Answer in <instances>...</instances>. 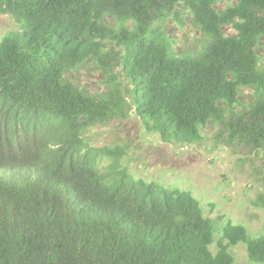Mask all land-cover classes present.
<instances>
[{
	"label": "trees",
	"instance_id": "1",
	"mask_svg": "<svg viewBox=\"0 0 264 264\" xmlns=\"http://www.w3.org/2000/svg\"><path fill=\"white\" fill-rule=\"evenodd\" d=\"M223 1L0 0L19 25L0 37V264H233L239 242L264 262V234L220 217L216 237L189 190L136 177L126 144L88 134L133 111L195 144L210 123L215 146L264 163V0ZM167 22L199 36L177 49ZM85 66L102 91L69 77Z\"/></svg>",
	"mask_w": 264,
	"mask_h": 264
},
{
	"label": "rangeland",
	"instance_id": "2",
	"mask_svg": "<svg viewBox=\"0 0 264 264\" xmlns=\"http://www.w3.org/2000/svg\"><path fill=\"white\" fill-rule=\"evenodd\" d=\"M231 1L224 0L221 6ZM166 26L177 49L193 45L194 37L199 36L198 30L188 22L183 25L167 22ZM17 29L19 25L10 15L0 13V37L7 30ZM258 53L264 63L260 49ZM69 77L89 92L104 89L101 75L93 66L80 67ZM250 93L242 89V99L248 100ZM201 131L203 139L195 144L164 142L158 134L145 130L140 118L130 111L127 118L93 126L88 134L93 144H126L124 162L136 177L189 190L199 199L205 215L219 225L216 224V237L222 226L220 217L244 225L252 236L264 234V207L251 204L264 181L261 153L241 145L215 146L216 127L210 123ZM211 250L215 251L214 245ZM230 252L234 255L233 264H264L249 261L241 242L232 246Z\"/></svg>",
	"mask_w": 264,
	"mask_h": 264
}]
</instances>
